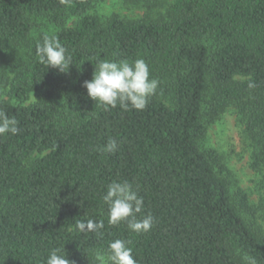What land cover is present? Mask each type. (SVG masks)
I'll return each mask as SVG.
<instances>
[{
	"label": "trees",
	"instance_id": "trees-1",
	"mask_svg": "<svg viewBox=\"0 0 264 264\" xmlns=\"http://www.w3.org/2000/svg\"><path fill=\"white\" fill-rule=\"evenodd\" d=\"M126 1L146 14L103 23L89 14L97 0H0V87L19 102L0 98V112L20 129L0 135V264H46L54 248L74 264H110L116 239L131 240L137 264H264V195L258 205L234 198L221 158L200 146L235 108L253 143L251 167L264 173V0ZM39 19L60 27L48 36L71 55L66 72L39 62ZM21 47V62L8 64ZM138 58L159 80L147 106L95 105L83 86L95 64ZM34 92L39 100L25 105ZM109 138L118 150L98 151ZM113 180L143 197L137 217H154L149 232L108 224L102 196ZM88 220L104 221L102 235L76 228Z\"/></svg>",
	"mask_w": 264,
	"mask_h": 264
},
{
	"label": "clouds",
	"instance_id": "clouds-1",
	"mask_svg": "<svg viewBox=\"0 0 264 264\" xmlns=\"http://www.w3.org/2000/svg\"><path fill=\"white\" fill-rule=\"evenodd\" d=\"M36 56L40 63L48 68L58 69L66 72L70 68L72 57L58 38L44 35L42 41L36 44ZM87 89V95L95 105H101L105 111L111 108L121 107L127 111L129 109L143 110L149 98L156 95L159 87V80L150 78V69L146 61L138 58L132 62L128 60H100L95 64L93 78L85 81L83 85ZM249 88L255 87L250 82ZM20 131L16 118L9 117L6 113L0 112V135L11 133L18 134ZM118 150L117 140L109 138L106 145L98 149L104 153H115ZM103 202L108 207V224L119 225L127 221L128 228L136 234H144L151 230L154 217L151 214L140 218L137 214L142 213L144 199L133 189L128 181L113 180L107 185V191L102 196ZM104 221L88 220L78 222L76 228L79 231L96 232L102 235ZM131 240L116 239L109 242V253L107 260L110 264H137L133 257V250L129 245ZM98 258H102L99 257ZM246 264H256L255 258L244 256ZM46 264H74L67 258V254L60 248L50 251Z\"/></svg>",
	"mask_w": 264,
	"mask_h": 264
},
{
	"label": "rangeland",
	"instance_id": "rangeland-1",
	"mask_svg": "<svg viewBox=\"0 0 264 264\" xmlns=\"http://www.w3.org/2000/svg\"><path fill=\"white\" fill-rule=\"evenodd\" d=\"M166 8H160L153 12V16L164 15ZM90 15H95L103 23L112 17H119L125 20L140 19L146 14V9L142 6L133 5L126 0H97L94 9L89 11ZM78 18L71 19L67 26H74ZM60 27L51 25L45 19H39L33 30L31 37L38 38L42 34L53 35ZM11 52V53H10ZM7 57V63L19 64L24 57V48H13ZM9 69V67H8ZM9 78L12 79V70H7ZM11 73V74H10ZM41 92H34L25 105H30L39 100ZM0 98L18 104L9 96L8 85L0 87ZM203 151H213L221 158L224 166L223 175L230 182L232 196L237 199L243 194L248 203L258 205L264 195L263 178L264 173L255 171L251 167L253 143L248 138L245 126L240 120V116L235 108H229L220 118L211 124L207 135L200 144ZM260 225L264 232V221L260 220Z\"/></svg>",
	"mask_w": 264,
	"mask_h": 264
}]
</instances>
